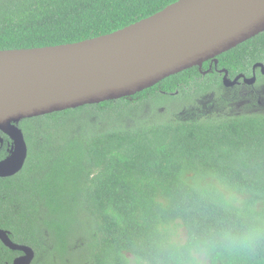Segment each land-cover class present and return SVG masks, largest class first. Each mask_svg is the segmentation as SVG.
I'll use <instances>...</instances> for the list:
<instances>
[{
    "label": "trees",
    "instance_id": "trees-1",
    "mask_svg": "<svg viewBox=\"0 0 264 264\" xmlns=\"http://www.w3.org/2000/svg\"><path fill=\"white\" fill-rule=\"evenodd\" d=\"M176 1L0 0V50L92 39ZM215 58L249 76L264 65V32ZM221 77L194 67L132 97L20 121L27 194L0 200V229L35 251L32 264H264V112L72 132L81 117L192 101ZM13 254L0 244V264Z\"/></svg>",
    "mask_w": 264,
    "mask_h": 264
},
{
    "label": "water",
    "instance_id": "water-1",
    "mask_svg": "<svg viewBox=\"0 0 264 264\" xmlns=\"http://www.w3.org/2000/svg\"><path fill=\"white\" fill-rule=\"evenodd\" d=\"M262 32L264 0H178L92 39L0 50V131L15 150L0 162V177L18 172L26 159L20 121L132 97ZM0 241L23 253L13 264L32 263L30 247L1 229Z\"/></svg>",
    "mask_w": 264,
    "mask_h": 264
},
{
    "label": "rangeland",
    "instance_id": "rangeland-1",
    "mask_svg": "<svg viewBox=\"0 0 264 264\" xmlns=\"http://www.w3.org/2000/svg\"><path fill=\"white\" fill-rule=\"evenodd\" d=\"M203 102L197 103L194 100L188 101L187 99L178 98L170 99L164 107H156L153 103L146 104L141 110L130 111L128 114L119 112L116 115H110L108 117H93L87 118L81 117L75 120L72 126V132L75 130L80 133L81 126L85 131L93 132L120 130L127 128L137 127V120L140 118H149L151 121L155 120L157 115L165 114L164 116L177 118L179 120H196L205 112L212 111L215 108L220 114H227L230 112H236L242 109L244 105L243 114L248 113H263L264 112V85L261 87L243 85L240 89L229 88L221 89L213 93L212 96L205 99ZM188 107L195 108L196 110H188ZM125 115H128L125 116ZM119 116V117H115ZM118 120H117V119ZM149 122V121H148ZM83 133V132H82ZM52 164L53 161H52Z\"/></svg>",
    "mask_w": 264,
    "mask_h": 264
},
{
    "label": "flooded vegetation",
    "instance_id": "flooded-vegetation-1",
    "mask_svg": "<svg viewBox=\"0 0 264 264\" xmlns=\"http://www.w3.org/2000/svg\"><path fill=\"white\" fill-rule=\"evenodd\" d=\"M206 62H209V63L207 65V67H204ZM194 67L197 69V71L200 73V75L202 77H205L209 73H213V72H217L218 74H222V77H221L222 89H229V88H233V87L240 89V87L243 85H250V86L253 85V86H257V87H261L264 85V71H263L264 65H262L261 63H256L255 65H253V67L251 68V74H249V76L246 73H237L232 78L228 75V71L226 69L222 68V69L218 70V68H216L217 67L216 58L215 59H209V60L205 61L202 64L201 68L198 66H194ZM194 67H192V68H194ZM257 70H259V72H260L259 75H257ZM261 75L263 77H261ZM226 79L228 80L227 83H231V85L226 84V81H225ZM219 89L220 88H218L216 91H218ZM214 92H215V90L211 91L209 93L205 92L204 94H201L197 97H194V101L197 103H201V102H203L202 101L203 97H205V99H207L210 96H212ZM188 110L194 111L196 109L192 108V107H188ZM212 111H216V112L212 113L210 111H208V112L203 111L204 115H202L200 117L218 118L221 116H229V115H232L235 113L243 114L244 105H243L242 109H240L236 112H230L227 114H220L219 111L215 108H212ZM23 136H24V134H23ZM24 139H25V136H24ZM25 142H26V146H27V155H26V159L24 160L22 168L14 174L5 175L3 177H0V200L5 199L6 201H12L13 202V200L15 198V199L21 201V200H23V198L27 194L26 190L19 187V183H20L19 175L23 172V170L27 164L28 158H29L28 144H27L26 140H25ZM14 151L15 150H14V146H13V141L11 140V138L8 135H6L5 133H3L2 131H0V162H3L6 159L10 158L13 155ZM1 191H3V192H1ZM14 206H15V208L18 207L17 204L13 205V203H9L10 209ZM1 230H4V229H1ZM4 231H6L8 233L10 240H12L10 237V232L7 230H4ZM0 244L2 245V247H5L1 241H0ZM10 251H12L14 253L13 258L10 260V262L3 260L4 264H13L15 259H17L23 255V253L20 251H13V250H10ZM35 259H36V253L34 251V258L32 260V263L35 261ZM32 263H30V264H32Z\"/></svg>",
    "mask_w": 264,
    "mask_h": 264
}]
</instances>
